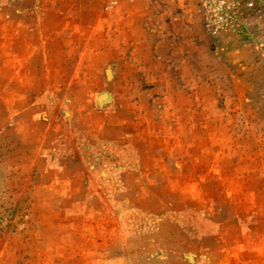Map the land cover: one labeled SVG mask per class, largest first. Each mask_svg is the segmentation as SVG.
<instances>
[{
    "label": "rangeland",
    "instance_id": "rangeland-1",
    "mask_svg": "<svg viewBox=\"0 0 264 264\" xmlns=\"http://www.w3.org/2000/svg\"><path fill=\"white\" fill-rule=\"evenodd\" d=\"M0 264H264V0H0Z\"/></svg>",
    "mask_w": 264,
    "mask_h": 264
}]
</instances>
